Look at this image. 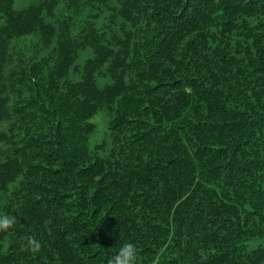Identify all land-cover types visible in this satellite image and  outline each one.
Returning <instances> with one entry per match:
<instances>
[{"label": "trees", "instance_id": "1", "mask_svg": "<svg viewBox=\"0 0 264 264\" xmlns=\"http://www.w3.org/2000/svg\"><path fill=\"white\" fill-rule=\"evenodd\" d=\"M15 2L0 264H108L126 242L138 264H264V0Z\"/></svg>", "mask_w": 264, "mask_h": 264}, {"label": "clouds", "instance_id": "2", "mask_svg": "<svg viewBox=\"0 0 264 264\" xmlns=\"http://www.w3.org/2000/svg\"><path fill=\"white\" fill-rule=\"evenodd\" d=\"M16 223L14 217L0 216V231L6 230L9 225ZM99 246V245H98ZM26 248L29 251L37 252L39 251V244L33 243L32 240H29L26 244ZM139 262V253L136 248V245L131 242H126L120 246L119 251L111 256L108 260V264H138Z\"/></svg>", "mask_w": 264, "mask_h": 264}, {"label": "rangeland", "instance_id": "3", "mask_svg": "<svg viewBox=\"0 0 264 264\" xmlns=\"http://www.w3.org/2000/svg\"><path fill=\"white\" fill-rule=\"evenodd\" d=\"M39 0H16L15 9L17 11L24 10L31 6L32 4L37 3ZM85 54L79 57L77 65L82 67L85 60ZM94 124L96 125V131L91 136L90 139V148L94 150L95 146L101 144L102 141L106 138L108 132V119L104 112H99L96 118L94 119Z\"/></svg>", "mask_w": 264, "mask_h": 264}]
</instances>
